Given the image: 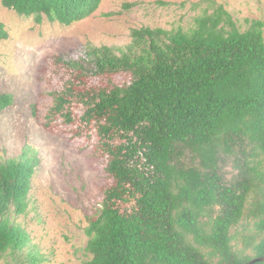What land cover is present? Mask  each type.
<instances>
[{
	"label": "trees",
	"instance_id": "1",
	"mask_svg": "<svg viewBox=\"0 0 264 264\" xmlns=\"http://www.w3.org/2000/svg\"><path fill=\"white\" fill-rule=\"evenodd\" d=\"M103 0H1L18 15L71 26ZM9 33L0 21V40ZM95 74H129L116 89L53 94L47 117L94 124L115 184L85 229L82 264H246L264 258V237L242 250L232 231L245 217L264 234V22L241 32L218 7L196 27L131 31L130 43L93 51ZM80 70V66H76ZM74 94V95H73ZM13 103L0 96V112ZM37 152L0 161V260L28 250L43 260L16 219L29 208ZM234 174L229 178L227 168ZM252 254L247 255L246 250ZM264 264V263H259Z\"/></svg>",
	"mask_w": 264,
	"mask_h": 264
},
{
	"label": "rangeland",
	"instance_id": "2",
	"mask_svg": "<svg viewBox=\"0 0 264 264\" xmlns=\"http://www.w3.org/2000/svg\"><path fill=\"white\" fill-rule=\"evenodd\" d=\"M220 6L241 32L254 21L264 22V0H103L91 17L71 26L45 17L39 25L34 17L6 9L0 0V21L9 33L7 40H0V96L13 97L12 105L0 112V161L19 157L26 147L37 152L29 208L16 222L30 234L40 264H82L90 259L85 229L115 184L106 171L109 156L97 130L81 120L82 105L72 95L71 123L47 117L53 94L67 88L74 94L122 92L132 76L95 74L97 47L122 49L130 43L131 31L143 27L189 32L197 19ZM226 170L231 178L233 169ZM232 233L239 250L248 239L258 242L264 237L251 217ZM27 253L7 254L0 264H29ZM245 253L251 255L252 250Z\"/></svg>",
	"mask_w": 264,
	"mask_h": 264
},
{
	"label": "water",
	"instance_id": "3",
	"mask_svg": "<svg viewBox=\"0 0 264 264\" xmlns=\"http://www.w3.org/2000/svg\"><path fill=\"white\" fill-rule=\"evenodd\" d=\"M259 263H264V258H256L246 264H259Z\"/></svg>",
	"mask_w": 264,
	"mask_h": 264
}]
</instances>
